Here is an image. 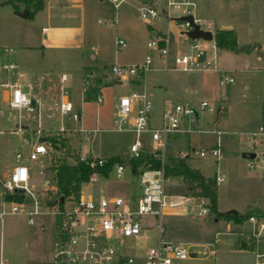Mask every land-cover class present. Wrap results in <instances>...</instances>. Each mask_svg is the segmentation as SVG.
Returning <instances> with one entry per match:
<instances>
[{"label":"rangeland","instance_id":"obj_1","mask_svg":"<svg viewBox=\"0 0 264 264\" xmlns=\"http://www.w3.org/2000/svg\"><path fill=\"white\" fill-rule=\"evenodd\" d=\"M93 1L99 3L103 10L87 20L86 40L82 41V46L71 44L46 49L41 46L44 39L42 27L48 23L42 14L20 18L10 14L14 11L11 5L0 6V49L7 58L3 64L15 65L14 69H6L4 66L0 68V109L3 110V113H0V177L20 163L16 158V154L20 152L22 162L34 167L29 187L43 198L50 194L48 188L43 185L44 181L51 180L56 186L51 167L63 161L75 164L77 157L84 153L103 158L123 156L136 140L141 141L143 151L154 152L156 148L152 133L137 134L128 129L127 124L122 125L123 130L114 127L118 121L116 104L119 98L134 90L145 92L153 102V126L160 125L163 110L177 102L198 106L206 100L215 106L219 101H225L228 103V110L220 120H216V112L209 108L201 111L198 115L200 125L187 120L186 127L190 126L194 131L190 134H170L166 146L161 151L166 159L177 152L189 156L191 165L199 168L206 176L215 177L217 172L224 175V181L218 183L220 213L234 210L242 214L251 210L264 212V170L258 167L249 168L248 158L243 157L244 152L253 149L248 141L251 133L264 127V0H195L196 14L199 17L212 20L222 28L223 25H232L238 46L250 47L244 51L226 48L209 51V56L214 59L217 67L232 76L233 82L220 85V72L212 69L196 72L177 70L171 54L167 59L166 68L155 67L147 71L140 83L127 80L116 82L110 76L108 82H101L102 85H107L103 89L104 101L93 100L87 104L83 95V77L89 73L86 66L105 64L97 73L101 75L104 71L110 74L111 65L114 63H139L147 54L146 43L152 36L151 27L139 17L134 1L122 4L116 23L112 21L116 11L111 3L105 0ZM99 20L107 22L101 24ZM153 24L168 29L164 21H156ZM168 30L171 48L174 49L175 29L171 26ZM117 37L127 40V46L122 50L116 47ZM6 48L12 51H6ZM259 53L262 55L261 59L258 58ZM92 55H95V60ZM21 72L26 75L23 79L25 83L33 72H37L38 76H60L66 73L68 81L63 86L67 90L68 98L82 113L81 120L61 114L57 104L61 84L59 88L56 86L51 90L50 95L54 100L50 97L37 99L38 120L30 127L33 140L37 138L33 127L39 126L45 135L58 131L61 127L68 130L50 136L49 154L38 160L28 158L32 145L24 138L23 133L17 131L20 111L11 108L4 100L6 82H14ZM191 88L194 91H191ZM80 126L93 130L81 133L74 131ZM200 129L207 132H199ZM218 141L223 155L219 161L211 155L201 157L195 154L200 149L210 150ZM257 150L264 154V142H259ZM137 182V176L129 166L122 178H117L112 172L108 178L100 176V181L94 187L84 188L99 195H119L127 198L134 192ZM180 183L182 180L177 179L167 187L172 189ZM164 200L167 205L165 210L176 211L177 204L191 208L193 204L190 199H181L177 194H170ZM10 207L11 203L5 202L0 206V211ZM165 210L161 219H146L147 234L152 238L145 243L140 239V246L154 244V237L161 229V234L167 240H186L200 244L213 243L219 233L213 255L217 264H250L251 259V264H255L253 251L264 254V229L260 228L259 223L264 221V218L257 222L247 219L231 227L225 218H217L211 213L198 216L194 212L166 213ZM241 236L247 241L256 238L255 249L242 254L229 253L234 256L229 259L223 251L230 249L231 240ZM55 239L56 230L52 215H36L34 223L30 224L25 215L7 213L0 218V264H51ZM198 256L207 261L211 259L208 252ZM241 260L243 263H239Z\"/></svg>","mask_w":264,"mask_h":264},{"label":"built area","instance_id":"obj_2","mask_svg":"<svg viewBox=\"0 0 264 264\" xmlns=\"http://www.w3.org/2000/svg\"><path fill=\"white\" fill-rule=\"evenodd\" d=\"M111 3L116 11L113 22H117L119 11L122 4L130 0H105ZM136 4L139 17L143 22L151 27L152 36L146 43L147 54L144 59L136 64L124 65L114 63L111 65L110 78L115 81L122 82L135 81L140 82L147 71L158 67L166 68L167 59L172 54L174 64L177 70L182 72H196L215 70L220 72V85H226L234 81V78L220 70L214 59L209 56L211 49H216L218 43L216 40V32L219 27L214 21L201 18L196 14L197 3L195 0H132ZM192 16L193 21L181 19L182 17ZM164 21L169 27L175 29L176 47L171 48V36L169 30L154 26V22ZM101 24H106V20H99ZM194 25H198L204 31H211L213 38L207 40L204 38H192L188 35V31L194 29ZM115 44L118 50H122L127 46V40L123 37H117ZM12 51V49H5ZM14 69L13 64H3V57L0 50V68ZM20 77H24L23 72L19 73ZM95 74L88 73L84 78V90L90 83V79ZM41 79L46 77L42 75ZM60 95L57 100L60 112L63 116H68L74 120H81L82 114L76 109L74 103L68 98L67 90L64 83L68 81V75L63 73L60 75ZM29 89L33 90L34 83H29ZM9 88L10 94L5 101L11 108L20 111V123L27 120L31 124L37 122L36 113L38 111L37 102H33L30 91H27L21 84H5ZM64 91V93H63ZM63 93V95H62ZM62 95V97H61ZM105 95L99 91L96 96L97 102L104 101ZM209 108L216 112V120L223 117L228 105L225 101H219L215 106L208 101H202L198 106L186 103H176L168 106L162 113V121L160 125H152V117L154 115V105L145 92L137 90L130 94L122 95L116 104V114L118 117L116 129L123 130L122 125L127 124L128 129L136 132L152 133L155 141L156 150L152 153L154 156L161 158L162 166L160 168H143L134 175L137 176V191L133 195L124 198L119 195H99L88 192L86 188H92L100 181L103 176L101 169H104L108 162V158L93 157L88 153L81 154L79 161L88 165L92 170V174L88 181L83 183L77 195L57 197L52 203L48 201L50 195L41 197L39 193H35L29 187L31 177L30 168L23 162L19 163L9 174L2 185V194L18 192L21 194V200L11 201L9 211L0 212V217L7 213L23 214L28 218L30 224L34 223V216L40 214H49L54 217V226L56 230V239L53 245V258L51 264H175L177 261L189 259L193 255L208 252L209 255L215 254V248L220 237L217 233L215 241L210 244H200L195 242H181L167 240L158 233L154 237V244L140 246L138 241L143 239L144 243L149 241L150 237L147 233L146 219L153 217L160 219L164 214L165 197L170 195L168 185L171 182L181 179L174 175H167L165 171L166 156L161 151L167 144V138L172 133H192L194 128L186 127V121L196 123L198 115L201 111ZM0 113L3 110L0 109ZM218 121V120H217ZM195 125V124H194ZM19 124V131L28 133V128H22ZM37 138L31 140L32 150L29 152L30 160H38L49 154V138L54 134L64 133L68 131L61 127L58 131L43 133L39 126L34 128ZM78 132H89L80 126L74 129ZM199 132H207L204 129ZM33 138V136L31 137ZM259 139L261 141H259ZM248 141L253 149L246 153H256L255 157L247 156V166L249 168H261L264 170V154H260L257 150L259 142H264V127H260L259 131L251 133ZM141 141L136 140L128 148L126 154L131 159L138 156L143 151L141 149ZM253 145V146H252ZM145 152V151H144ZM125 154V155H126ZM196 155L206 157L214 156L217 161L222 159V149L220 142L210 150L200 149L195 152ZM17 159H22V153L16 154ZM124 157V156H123ZM77 163V162H76ZM128 166L122 162L114 164L110 174L114 172L117 178H122ZM108 178V177H107ZM217 183L224 181L222 173L216 174ZM46 189L54 191L56 188L47 180L44 184ZM191 208L186 205L177 204L175 207L180 213H197L198 216H204L209 213L207 206L208 199L203 196H191ZM70 204H67V202ZM174 206V205H171ZM177 212V210L175 211ZM252 222L259 219L256 216L250 217ZM260 228L264 229V221H260ZM230 233V229L228 230ZM257 235V233H255ZM203 248V250H201ZM263 260L259 264H264V254H258Z\"/></svg>","mask_w":264,"mask_h":264},{"label":"trees","instance_id":"obj_3","mask_svg":"<svg viewBox=\"0 0 264 264\" xmlns=\"http://www.w3.org/2000/svg\"><path fill=\"white\" fill-rule=\"evenodd\" d=\"M46 0H4L1 4H11L15 9H19L18 3H24L30 9L32 16L36 11L44 6ZM216 40L219 48H226L234 51L249 50L250 47H239L237 43V35L234 29L219 28L216 32ZM260 52V50H258ZM103 76L99 75L90 79L86 91L84 92V100L92 101L99 92V84L102 82ZM219 120V118L217 119ZM109 162L101 173L105 177H109L110 171L114 164L123 161V156H115L108 158ZM130 166L134 173L143 168H160L162 160L154 156L152 153L142 151L140 155L133 156L130 159ZM165 171L167 175H174L182 178V184L172 189H167L170 194H181L190 196H203L208 199L209 213L214 214L217 218H225L231 225L241 224L252 216L264 218V212L261 210H251L249 213L242 214L240 212L230 211L220 213L218 209V183L215 177L206 176L199 168L194 167L190 163L189 156H181L172 154L165 160ZM54 171V181L56 183L55 190H50V203L57 197L77 195L83 183L89 180L93 170L85 163L79 161L71 164L61 162L57 166H52ZM5 198L8 201L21 200L22 196L18 192L6 193ZM256 238L247 241L245 237H238L234 247L242 249H254Z\"/></svg>","mask_w":264,"mask_h":264},{"label":"crops","instance_id":"obj_4","mask_svg":"<svg viewBox=\"0 0 264 264\" xmlns=\"http://www.w3.org/2000/svg\"><path fill=\"white\" fill-rule=\"evenodd\" d=\"M2 1H4V0H0V6L1 5H5V4H1ZM8 5H11V4H8ZM18 6H19L18 10L15 9L12 6L14 11H12L13 13H10V14H14V16H17V17L21 18L22 16L19 15V13H21V12H23V11H25L27 9L29 11V15H30V9L24 3L20 2V3H18ZM101 10H103V9H101L100 4L99 3H95L93 0H46L44 2L43 8L38 10V11H36L33 14L35 16L39 15V14H42V17L47 19V23L48 24L44 25L42 27L43 38L44 39L42 41L41 46L43 48H45V49L49 48V47H63V46L71 45V44H74V45H77V46H82V41L86 40L85 36H86L87 20L88 19H92V16L95 13L97 14V13L101 12ZM29 15H28V17H29ZM24 18H27V17H24ZM224 26H226V25H223V27ZM233 29H234V27H233ZM2 57H3V61L7 59L5 56H3V54H2ZM92 58L95 60V55H92ZM258 58H260V59L262 58L261 53L258 54ZM63 62H65V61H63ZM96 63H98V62H96ZM102 65L104 66L105 64H102ZM102 65H99V63L98 64H91V65L86 66V68H87V71H89V73L93 72L95 74V77H96V76H99L97 73H99L102 70V68H101ZM100 74L103 76L102 82H108L109 81L108 78L110 76L108 75V72L104 71V72H101ZM25 76L24 77H20V75L18 74V77H17V79L14 82H6V84H21V85H23L24 88L27 91H30V94L32 95L33 100H35L36 102H37L38 98H44V97H50V98H52L54 100V97L51 96L50 94H51V90L53 89V87L57 86V88H59V85H60V78L59 77L60 76H55V75L54 76H51V75L45 76L44 75L46 78L45 79H41L40 77L42 75L38 76L37 72H33V74L31 75V77H30V79H29V81L27 83H25L23 81ZM85 76L83 77V79L85 78ZM30 82L31 83L33 82L34 85H35L33 90L29 89L28 85H29ZM132 82H135V81H132ZM140 82L138 81V82H135V83H140ZM102 84L103 83L99 84V91L103 92V94H104V90L103 89L107 85H102ZM190 90L194 91L193 88H191ZM84 92H85V90H84V82H83V95H84ZM9 94H10V90H9V88H6L4 90V100L6 98H8ZM59 95H60V88H59ZM93 100L96 101V97ZM92 101H85V102L87 104H90ZM177 103H182V102H177ZM227 105H228V103H227ZM51 112L52 111H50V113ZM11 118H13V116H11ZM81 119H82V117H81ZM197 121L199 123V118L197 119ZM19 124H22V125H24L25 127L28 128V133L26 132V130H24V132H20L18 128H17V131L20 132V133H23L24 138L27 137V135H29L30 140H28L27 138L26 139L31 143V140H33V138H31L32 135L30 134V127H31L32 124L30 122H28L27 120H24L21 123L18 122L16 124V126H18ZM116 126H117V122L115 123L114 127L116 128ZM85 129H87L89 132L93 130L92 128H88V127L85 128ZM74 131H76V130H74ZM78 133H81V132H78ZM31 145H32V143H31ZM32 148H33V146H31V150H32ZM127 152H128V149H127ZM177 154L181 155V156H185V155H182L180 152H177ZM21 162H22V159L20 160V163ZM17 165L18 164L14 165L9 173H5L2 177H0V206L4 205L5 202L11 203V201L6 200L5 196L2 194V185H3V182L9 176V174L13 171V169ZM28 167L30 168L31 177H32V175L34 173V167H33V165L28 166ZM132 173H133V171H132ZM31 177H30V179H31ZM46 183H47V181H44L43 185L46 184ZM181 184L182 183L178 184L177 186H180ZM136 191H137V184H136V188H135L134 192H132L130 195H133ZM177 196H179L181 199H184V198L191 199L190 195L177 194ZM219 205H220V197H219V194H218V207H219ZM9 210L10 209H8V210L5 209V210H1L0 212L9 211ZM170 211H173V210H170V209L165 210L166 213L170 212ZM173 212H175V211H173ZM177 213H180L178 208H177ZM21 215H23V214H21ZM2 217H0V218H2ZM148 218L149 219L150 218L154 219L153 217H148ZM230 226L232 227L231 224H230ZM160 230H158L159 231L158 233L161 232ZM236 240H231V243L229 245L230 249H228V251L227 250L223 251V254H225L227 257H229V259L234 257L233 255H231L229 253L242 254V253L250 252V250H254L255 249V248L254 249L235 248L234 244H235ZM174 241L190 242V241H186V240H174ZM253 252H255L254 253L255 254L254 255L255 264H259V261L263 260L262 257H260V258L258 257V254H261V253H259L256 250L253 251ZM253 252H252V254H253ZM227 254H229V255H227ZM212 256L213 255H211L210 261H207L203 257H199L198 255L197 256L193 255L189 259L182 260V261H177L175 264H217L216 263V261H217L216 258L214 259V256L213 257ZM239 263H243L242 260ZM249 263L250 264L252 263V259H251V261Z\"/></svg>","mask_w":264,"mask_h":264},{"label":"water","instance_id":"obj_5","mask_svg":"<svg viewBox=\"0 0 264 264\" xmlns=\"http://www.w3.org/2000/svg\"><path fill=\"white\" fill-rule=\"evenodd\" d=\"M19 15H21L22 17H28L29 11L26 9L25 11L19 13ZM181 19H188L190 21H193V17L192 16L182 17ZM224 28H226V29H233V26L226 25V26H224ZM188 35L191 36L192 38H204V39H207V40H211L213 38V34H212L211 31H204V30L200 29L198 25H194V29L188 31ZM116 82H118V81H116ZM33 102H35V100H33ZM18 127H19V125L17 126V128ZM22 128H25L26 129L27 127L22 126ZM25 138H27L28 140H30L29 135H27V137H25ZM247 156H250V157L253 158V157L256 156V153H254V152H252V153H246V152H244L243 153V157H247ZM123 160H124V164L126 166H129L130 165V158H129V155L128 154L124 155ZM234 212H236V211L234 210Z\"/></svg>","mask_w":264,"mask_h":264}]
</instances>
